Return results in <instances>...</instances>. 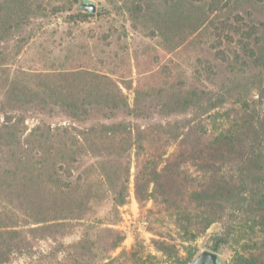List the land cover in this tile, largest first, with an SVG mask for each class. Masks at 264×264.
<instances>
[{"label": "rangeland", "instance_id": "1", "mask_svg": "<svg viewBox=\"0 0 264 264\" xmlns=\"http://www.w3.org/2000/svg\"><path fill=\"white\" fill-rule=\"evenodd\" d=\"M83 1L0 0V264H169L135 197L137 146L213 129L227 88L264 102L244 48L264 54V0Z\"/></svg>", "mask_w": 264, "mask_h": 264}, {"label": "trees", "instance_id": "2", "mask_svg": "<svg viewBox=\"0 0 264 264\" xmlns=\"http://www.w3.org/2000/svg\"><path fill=\"white\" fill-rule=\"evenodd\" d=\"M244 48L264 77V54ZM214 97L213 129L204 119L188 126L170 153L156 149L141 157L145 147L137 146L135 197L141 206L151 201L144 218L154 247L172 256L169 264L189 262L194 248L181 257L176 243L193 242L209 229L210 248L231 251L226 264H264V102L240 97L236 88Z\"/></svg>", "mask_w": 264, "mask_h": 264}, {"label": "water", "instance_id": "3", "mask_svg": "<svg viewBox=\"0 0 264 264\" xmlns=\"http://www.w3.org/2000/svg\"><path fill=\"white\" fill-rule=\"evenodd\" d=\"M81 6L84 9H88L89 11H95L96 5L93 1H83L81 2ZM220 256L219 254L212 249L203 248L199 250L196 255L188 262V264H219Z\"/></svg>", "mask_w": 264, "mask_h": 264}]
</instances>
